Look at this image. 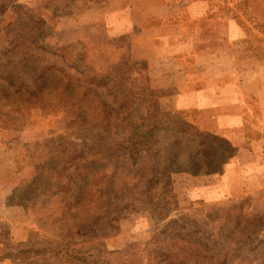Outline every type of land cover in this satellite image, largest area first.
<instances>
[{
    "label": "rangeland",
    "instance_id": "rangeland-1",
    "mask_svg": "<svg viewBox=\"0 0 264 264\" xmlns=\"http://www.w3.org/2000/svg\"><path fill=\"white\" fill-rule=\"evenodd\" d=\"M200 2L206 16L199 21H186L182 10L178 11L179 6L194 7ZM229 18L245 29L250 39L245 46L227 44L225 21ZM167 19L177 24L183 21L193 38L196 29L199 37L212 35L214 41L217 37L218 45L163 46L153 50L152 64L132 60L129 35L138 32V27L162 28ZM212 20L214 24L219 20L218 32L216 27L211 32ZM38 47L58 51L52 58L37 50L40 59L56 60L72 67L74 73L82 67L106 77V83L120 91L122 106L113 104L105 89L81 83L74 100L86 89L93 96L84 97L83 105L71 113L37 108L25 111V105L10 93L6 101L0 100V147L11 151L16 174L8 203L20 205L23 211L21 204L28 207L24 225L27 235L31 234L30 243L28 237L23 243H13L7 225L0 223V264L29 263L31 255L25 251L38 250L33 246L38 245L41 235L85 242L86 248L103 253L126 249L129 255L118 257V264H171L168 259L163 262L161 256L171 255L178 237L191 244L185 246L190 251L178 264H264V171L261 184L238 197L216 202L188 198L185 189L197 183L186 182L188 174L179 172L195 170L189 156L194 154L191 148L196 138L182 132L191 126L195 115L173 109L180 88L172 85L181 83V75L175 77L178 65L195 72L216 53L219 60L227 56L235 61L251 59L254 65L264 67V0H0V62L6 58L15 61L13 67L19 66L20 74L23 63L28 62L29 67L34 64L33 60L17 61ZM195 56L200 64L196 62L192 68ZM201 81L192 75L189 83ZM3 86L0 82V96ZM148 107L157 128L165 131H157L150 145L130 153L128 121ZM67 127L70 131L65 132ZM216 138L228 147L226 152L232 150L225 137ZM204 146L201 156L207 161L197 170H211L226 158L223 148L216 151L207 143ZM65 152L96 158L94 164H85L97 174L87 181L91 192L84 200L85 212L80 211L79 218L84 220L78 226L81 236L73 230L77 221L73 211L72 219L56 221L60 216L57 206H69L67 201L36 199L48 184L58 182L57 177L51 182L46 171L63 165L60 154ZM74 165L81 166V162ZM161 172L169 173L170 186H154ZM35 177L38 183L32 186ZM80 181L74 179L69 196ZM59 184L63 186L65 180ZM47 207L52 217L46 213Z\"/></svg>",
    "mask_w": 264,
    "mask_h": 264
},
{
    "label": "crops",
    "instance_id": "crops-1",
    "mask_svg": "<svg viewBox=\"0 0 264 264\" xmlns=\"http://www.w3.org/2000/svg\"><path fill=\"white\" fill-rule=\"evenodd\" d=\"M186 17L199 21L206 16L203 3L196 6H179ZM177 11V12H178ZM251 13V9H248ZM175 13V12H174ZM176 14H173V17ZM167 17V16H166ZM212 20L211 32L219 30V20ZM180 21H165L162 28H140L133 32L130 42V55L134 61L145 60L152 64L155 58L154 49L159 47H186L218 45V38L209 36L199 37L200 31L188 32V27ZM163 30V31H162ZM227 44L229 46L246 45L245 29L233 19L225 21ZM186 32V33H185ZM199 32V34H198ZM127 35V34H126ZM206 42H204L203 40ZM230 56L219 60L216 53L203 63L201 70L186 71L180 64L178 75L181 83L172 85L180 88L174 98L178 111L193 112L197 130L201 133H211L215 137H225L234 155L219 171L200 177L184 178L186 182L197 183L185 189L190 199L216 202L223 199L238 197L245 191L256 189L261 184L264 171V67L253 64L251 59L230 60ZM203 59V58H202ZM199 63L195 56L191 61L192 68ZM200 64V63H199ZM199 77L203 81L196 84L189 83L191 76ZM178 79V78H177ZM226 134V135H223ZM11 151L0 147V223L8 227V237L13 243H23L27 240L25 229V213L17 204L8 203V197L15 187L13 178L16 177ZM210 181V182H209ZM7 224H6V223Z\"/></svg>",
    "mask_w": 264,
    "mask_h": 264
},
{
    "label": "trees",
    "instance_id": "trees-1",
    "mask_svg": "<svg viewBox=\"0 0 264 264\" xmlns=\"http://www.w3.org/2000/svg\"><path fill=\"white\" fill-rule=\"evenodd\" d=\"M37 50L46 51L50 54L49 57L52 58L56 55V53H58L57 50H49L44 47H38L35 52L31 53V55H25L22 57V59H20V61H17L21 63L23 61L33 60L34 64V66L29 67L28 62L23 63L22 72L20 74L17 70L19 66H17V68L13 67V65L16 64L15 61L6 58L0 62V82L4 84L2 87L4 93H1L2 96H0V100H2V102L7 100L6 96L9 97L10 93L12 94L11 98H16L22 104V106L25 105V111L37 108L48 113H55L59 111L71 113L72 110H77L79 106L83 105L82 102L84 97L89 98L93 96L91 91L86 89L84 90L83 94H80L81 96H79V100H74L76 97L75 90L80 88L78 84L81 83L79 84L80 86L89 87L91 85L93 88L103 90L105 89V92H107V94L110 96L113 104L121 108L122 100L119 98L121 93L118 89H116L115 85H108L106 83V77L96 74L89 68L85 69L82 67H80V71H78V73H74L72 67L61 65L56 60L40 59ZM2 55L6 56L7 53H3ZM12 61L13 63H11ZM96 81H98V83L94 84ZM126 97L129 96L126 95L125 98ZM75 102H77L76 105L74 104ZM174 110L177 111L176 109ZM153 119L154 116H152V110L150 107L139 110L137 115L129 119V124L126 131L127 135L130 137L128 139L130 153L134 152V149L138 147L150 145L149 140L157 131H165V129L162 127L158 129L157 123L153 121ZM9 121L11 123H15L12 120ZM193 123H195V118L194 121H191V126L188 127L186 132H180L184 133L185 136L190 135L196 138L195 145L193 148H191L194 154L189 156L195 170L181 169L179 173H187L191 177H200L211 174L215 171H219L222 165L225 164L231 157H233V150H230V148V151L226 152L228 147L224 146L218 140V138L211 135V133L205 134L199 132ZM196 130L198 132H195ZM64 131L68 132L70 131V128L67 127ZM124 134H126V132H124ZM205 143L209 144L210 148L213 150L215 149L216 151H220V148H223L226 153V158H224L221 162L216 163V165L213 166L211 170H197L196 168L199 165L204 164L207 161L203 156H201L205 148ZM34 146L38 147L39 145L35 143ZM60 156L63 157V165L57 164L54 169L51 168L46 171L49 174V179L51 182L53 181V177H57L59 179L58 182L48 184V188H46L44 192L39 193L36 199L58 197L59 199H63V201H67L69 206H57V210L60 211V216L57 217L58 219L56 221H59L58 223H63L62 221L64 220L72 219V215L70 213L73 211L72 213L77 220L74 222L73 230L75 231L76 236H81L82 233L78 226L84 220L79 218V216L81 215V212H85L83 211L84 200L86 196L89 195V192H91L87 181L89 178L97 174L94 169L88 167L85 168V164H94V162H96V158L92 156L86 158L80 156L76 152H73L72 155H70L68 152H65V154L61 153ZM76 161H80L81 166L74 165V162ZM72 169L74 172L70 173ZM162 173L163 172L158 174L160 180H158L156 183H153L154 186H164V184L170 186L169 173ZM154 177L156 178L157 176ZM61 179L65 180V184L63 186L59 184ZM74 179H80L81 181L76 187L73 195L69 196L75 187ZM37 180L38 179L35 177L33 182L36 183H31V185L36 186L38 183ZM20 187L22 189L23 186L20 184L19 188ZM35 191L37 192L38 190ZM26 202L28 201L26 200ZM21 205H23L25 211L28 210V207H26L24 204ZM45 211L50 217L54 215L53 213H50L49 207H47ZM174 223H177V221H174ZM30 239L31 234L28 236L29 243ZM38 239L40 242L37 246H33V244H31V246L34 248L38 247V250L29 249L25 251L26 254L31 255V261L27 264H118V257H127L129 255L126 249L123 251L120 250L103 253L98 249L90 250V248H86L85 242L66 240L55 236H51L50 238L41 235ZM151 242H154V240ZM172 246L173 250L171 255L163 254L161 257L163 258V262H166L168 259L171 264H178L179 261L183 259L185 255L187 256L190 251L189 249H186L185 246H191V244H187L185 240H182L181 237H178V239L174 240ZM128 248L130 249L132 247Z\"/></svg>",
    "mask_w": 264,
    "mask_h": 264
}]
</instances>
